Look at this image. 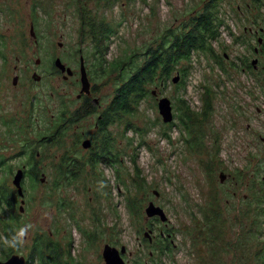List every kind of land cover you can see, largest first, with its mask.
<instances>
[{
	"label": "rangeland",
	"instance_id": "374dc122",
	"mask_svg": "<svg viewBox=\"0 0 264 264\" xmlns=\"http://www.w3.org/2000/svg\"><path fill=\"white\" fill-rule=\"evenodd\" d=\"M206 1L0 0V186L16 196L15 209L20 204L13 186L16 167L32 162L38 171L34 183L22 175L25 203L17 218L11 221L0 203V261L15 253L26 264L39 263L32 250L39 237L47 241L46 254L64 264H103L106 243L125 246L126 264H258V254L264 257V149L244 147L264 136V85L259 84L264 49L258 70L250 72L193 55L179 65L187 66L182 83L169 80L121 121L98 131L95 140L102 144L95 149L109 136L110 161L101 162L81 145L96 133V118L123 79L110 70L111 63L134 55L142 61L148 45L168 29L178 30ZM216 5L213 13L223 22L224 46L214 45L219 58L224 60L223 50L231 61L248 57L252 51L233 38L249 33L244 28L261 27L264 40V0ZM92 26L111 31L99 53ZM80 55L89 93L78 99ZM57 57L73 72L66 79L53 63ZM125 64L127 75L131 64ZM34 71L39 81L31 78ZM206 88L211 104L202 116ZM163 96L171 100L170 122L158 112L157 99ZM177 98L195 112L186 120L189 128L179 120ZM73 109L72 120L55 135L61 116ZM94 157L96 162L90 161ZM149 201L164 210L166 221L146 216ZM7 222L12 235H5ZM28 225L23 246L5 243ZM193 227L211 234L213 242L194 241ZM149 230L152 240L144 237ZM168 235L172 247L161 252Z\"/></svg>",
	"mask_w": 264,
	"mask_h": 264
},
{
	"label": "trees",
	"instance_id": "16d2710c",
	"mask_svg": "<svg viewBox=\"0 0 264 264\" xmlns=\"http://www.w3.org/2000/svg\"><path fill=\"white\" fill-rule=\"evenodd\" d=\"M217 3L218 0H207L198 13L183 22L178 30H173L171 28L165 31L157 42L155 41L144 49L141 54L142 61L137 62V57H134V55L129 56L126 61L118 60L114 63H111L110 70L118 72L119 75L123 77V79L117 86L116 93L112 100L103 111L102 129L106 128V125L109 122H113L115 119L117 121H121L125 115L130 114L135 109V107H137L138 103L149 92L151 93L152 90L159 92V87H165L169 80L172 81V77L175 76H173V72L179 73L180 79L178 81V85L182 83L187 74V66L180 67L179 65L183 61H191L193 55L199 54L197 53V49H201V52H203L205 55H207V52H211L212 54L213 51H215L213 48L208 47V44H211L212 39H207L203 36L208 34L220 36L219 27L222 26L223 22L213 13L215 8H217ZM92 27L93 31L91 33V37L97 42L95 49H97V53H99L101 43L107 37H109V35H111V31L108 27ZM106 43L107 42H104V44ZM105 53L106 50H103L101 55H105ZM213 54V58L216 59L217 62L221 63V61H223L219 58L221 55L215 53ZM123 64L128 66L131 64L129 66L127 75L123 74ZM151 87H153V89H150ZM210 101L211 99L209 89L206 88V91H204L202 97V116H206L211 104ZM179 106H183V109H181ZM176 111L179 120H181L182 123L189 128L186 120L191 119V115L195 114V112L182 98H177ZM194 134H196V131ZM194 137H196V135ZM108 140H110L109 136L105 135L103 138L104 147L102 150L103 152L105 151V153H107V151L110 149L109 146L105 145ZM95 160L96 158L94 157V159H91L90 161L96 162ZM30 175L31 183H34L38 175V171L35 169L30 170ZM8 195L9 194L6 189L0 186V201L3 200L4 202L8 203V200H10L8 199ZM130 207L134 208L133 201H130ZM189 233L193 236L194 241H197L198 238H201L204 244H211L213 242L211 234L203 235L196 227L191 228ZM166 240L168 242H166L164 251L161 252L169 251L172 247L169 239L166 238ZM36 243L41 245L37 249L35 245ZM32 250L35 251L39 257V263L37 262V264H64V262H62L60 259L57 261L56 258L55 261L54 256H49L46 254L47 241L43 240L41 237L35 240L32 245ZM49 252H51L50 249ZM46 256L49 258L48 261L46 260ZM258 256L260 258V262L258 264H264V257L261 259L259 254Z\"/></svg>",
	"mask_w": 264,
	"mask_h": 264
},
{
	"label": "flooded vegetation",
	"instance_id": "af4514ba",
	"mask_svg": "<svg viewBox=\"0 0 264 264\" xmlns=\"http://www.w3.org/2000/svg\"><path fill=\"white\" fill-rule=\"evenodd\" d=\"M260 28L261 27H258L257 29H254V30L252 29V31H251L250 28L249 29L244 28V30H246L249 33L244 34V35H237V36H235L233 38V39H235V41H238L239 39L241 41L243 40L244 42H242V46H244L246 48H249L252 51L251 53L248 54V57H245V55H242L241 57H236V59H234L235 61H231V59H230L231 57L229 55H227L226 50H223V53H222V56H224L223 57L224 60L222 59L223 63L227 64L229 67L240 69V70H242V72H245V71L250 72L252 68L253 69L256 68V70H258L257 68H258V63H259V57L262 55V52H263V49H264V40H263V37H262L263 35L262 34H258V32H262L263 31V28H261V30H260ZM203 37L207 38V39H212L211 44H208L209 48H213L214 49V45L216 43L218 44V42H221L220 36L208 34V35H204ZM253 39L255 40V45L252 44ZM246 41H248V42H246ZM220 44H221V46H224V44H222V42ZM197 53L203 54V52H201V49H197ZM213 53L219 54V52L217 53L216 51H213ZM213 53L211 54V52H207L206 54L209 57L213 58V56H214ZM83 62H84V59H83ZM53 63H54V61H53ZM215 63H216V65L219 66V64L217 62H215ZM79 68H80V63H79ZM34 72H36V71H34ZM63 74L66 75L65 72ZM72 74H73V72H72ZM15 77H17V79H18V75H15ZM67 77H69V76L64 77V79H66ZM259 84H260V86L264 85V82L259 83ZM82 94L83 93H81V89H80L79 93L77 94V98L78 99L83 98ZM85 94H88V93H85ZM103 111L96 118V122H95V127H96L95 131H96V133H94V134H92V135H90L88 137H85V139H89L90 140V147L89 148H85V149H87V151L90 152L91 154H94V156L97 155L98 159L101 162H102V160H107L108 159V161H110V159H111L110 157L107 156V155H109L108 151H107L106 154L103 153V151H102L103 147L102 146H101L100 149L98 147H97V149H95V145L97 146V145H101L102 144V143L99 144V141H98L99 138L95 140V135L98 133V131H100L102 129V123H103L102 114H103ZM74 114H75V109H73V112L69 113L68 115L64 114V115L61 116L62 118H64V119H62L63 120V124L61 125V121L57 124L56 128L54 129L55 135L62 131L60 129H61V126L65 125L64 124L65 121L70 122L72 120V116ZM67 116H71V118L69 119V118H67ZM73 120H77V118H74ZM259 137H260L259 139H260L261 142L255 143L253 145L252 141L250 140L247 143H245L244 147L250 148L252 146V147H255L256 150L257 149L260 150L262 148L264 149V136H259ZM252 147H251V149H252ZM0 161H2V160H0ZM35 164H36V162H35ZM18 169H22L23 170V176H25L26 178L28 177L29 179L31 178L30 170H34V169L37 170L35 165H32V162L31 163H24V165H21V167H16V170H18ZM30 181H31V179H30ZM13 186L15 187L14 184H13ZM21 186H22V180H21ZM2 187L5 188L6 191L8 192V194H9L8 195V199H10V200H8V203L4 202L3 200L0 201V203L6 206V214H8V218L10 217L11 218L10 220L13 221V219L17 218V214L22 212L23 209H24V207H23V204L25 203V200L23 198L24 197V193H23V196H19V194L17 193V188L15 187L16 188V195H17V197H18V199L20 201V205H19L18 211H17V209H15L16 199H17L16 196L13 194V192H11V190L8 187H5V186H2ZM22 192H23V187H22ZM22 201H23V204L21 203ZM21 206H22V210L20 209ZM13 228L14 227H11L9 222L5 223L4 224L5 235H9V234L12 235ZM167 238L169 239V235H168ZM169 242L171 243L170 239H169ZM12 254H15V253H12ZM12 254H10L8 257H6L5 260L7 258H9ZM21 256H23V255H21ZM5 260H3V261H5ZM25 261H26V259H25Z\"/></svg>",
	"mask_w": 264,
	"mask_h": 264
},
{
	"label": "water",
	"instance_id": "95a60500",
	"mask_svg": "<svg viewBox=\"0 0 264 264\" xmlns=\"http://www.w3.org/2000/svg\"><path fill=\"white\" fill-rule=\"evenodd\" d=\"M30 34L34 37V31H33V25L30 26ZM61 45V43H59ZM80 83H81V93H89V80L87 77V73L84 67V62H83V57L80 55ZM39 60H36V63L38 64ZM54 65L59 69L60 72L66 73V76H70L72 74V71L69 67H66L65 64L61 61L59 57H57L54 60ZM179 73L176 72L175 76L172 77V82L176 83L179 80ZM41 76L37 73L34 72L32 74V79L35 81H39ZM17 77L13 78V84L16 83ZM151 93L153 95L156 94L155 90H152ZM157 108L158 112L162 117L163 122H170L173 119V110H172V104L171 100L166 97H160L157 99ZM82 147L84 148H89L90 147V140L89 139H84L81 143ZM23 175V170L18 169L14 176H13V184L17 188V193L19 196H23L22 192V187H21V178ZM219 180L223 181L226 177V175L223 172H220L218 174ZM42 180V178L40 179ZM155 194H157L155 192ZM23 204V201L21 202ZM22 210V206L20 207ZM145 213L147 217H153L157 216L161 221H166L167 217L164 213V210L158 206L155 205L152 201H149L146 208H145ZM148 238H147V237ZM144 237L152 240V231H147L144 233ZM126 253V248L124 245H121L119 248L109 245V244H104L103 249L101 251L102 259H103V264H126L123 254ZM25 258L24 256L18 255V254H12L9 258H7L5 261H0V264H25Z\"/></svg>",
	"mask_w": 264,
	"mask_h": 264
},
{
	"label": "clouds",
	"instance_id": "9594fccd",
	"mask_svg": "<svg viewBox=\"0 0 264 264\" xmlns=\"http://www.w3.org/2000/svg\"><path fill=\"white\" fill-rule=\"evenodd\" d=\"M31 228V225H28L24 228H21L14 236H12L10 239H6L5 243L13 248H18L23 246L25 240L24 238L28 234V230Z\"/></svg>",
	"mask_w": 264,
	"mask_h": 264
}]
</instances>
